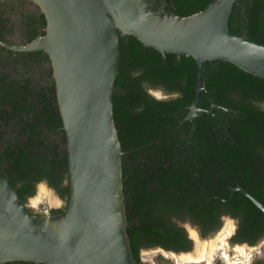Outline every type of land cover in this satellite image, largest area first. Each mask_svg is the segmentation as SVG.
<instances>
[{
  "label": "trees",
  "instance_id": "trees-1",
  "mask_svg": "<svg viewBox=\"0 0 264 264\" xmlns=\"http://www.w3.org/2000/svg\"><path fill=\"white\" fill-rule=\"evenodd\" d=\"M162 1L167 11L189 17L214 0ZM250 6L238 23L247 24L251 42L264 46V0H253ZM241 25L236 27L232 15L231 33L242 35ZM197 74L191 56L168 53L164 58L134 36L120 37L113 108L122 150L127 152L122 157L123 191L136 264H148L141 258L144 249L190 251L193 241L182 226L186 221L207 237L229 216L238 226L234 243L255 245L264 238V213L241 192L231 198V188L242 187L264 204V80L230 62L208 63L202 104L206 112L197 118L188 143L192 124L183 120L196 98ZM152 90H160L163 97ZM34 98L24 114L18 110L24 135L0 161L25 203L41 182L68 203L67 137L57 96L46 102L50 109ZM44 130L58 138L44 137ZM66 206L52 213H62Z\"/></svg>",
  "mask_w": 264,
  "mask_h": 264
},
{
  "label": "water",
  "instance_id": "water-1",
  "mask_svg": "<svg viewBox=\"0 0 264 264\" xmlns=\"http://www.w3.org/2000/svg\"><path fill=\"white\" fill-rule=\"evenodd\" d=\"M36 1L45 12L47 34L26 50L52 58L70 193L62 213L39 215L21 200L0 161V264H136L123 191L127 152L113 108L120 37L134 36L164 58L169 53L196 60V98L183 120L192 124L188 143L206 112L207 64L230 62L264 80V46L251 42L247 30L230 31L236 8L247 10L242 0H214L189 17L167 11L166 2L155 8L158 0ZM231 191V198L241 192L264 213V204L247 190Z\"/></svg>",
  "mask_w": 264,
  "mask_h": 264
},
{
  "label": "flooded vegetation",
  "instance_id": "flooded-vegetation-1",
  "mask_svg": "<svg viewBox=\"0 0 264 264\" xmlns=\"http://www.w3.org/2000/svg\"><path fill=\"white\" fill-rule=\"evenodd\" d=\"M163 3L164 1H159L155 8L162 7ZM242 3L247 9L251 7V0H242ZM242 13L241 7L236 8L237 28L245 16ZM246 26L247 24L241 25V33L246 30ZM47 27L45 12L36 0H0V158L24 135L25 122L19 116L18 110L24 114V108L35 100L34 96L38 101H44V106L50 109L46 102L52 101L55 94L57 96L51 56L41 50H26L35 41L46 36ZM6 98L10 102L5 101ZM43 136L58 138L46 130ZM237 229L238 226L234 236ZM198 231L200 232V229Z\"/></svg>",
  "mask_w": 264,
  "mask_h": 264
},
{
  "label": "rangeland",
  "instance_id": "rangeland-1",
  "mask_svg": "<svg viewBox=\"0 0 264 264\" xmlns=\"http://www.w3.org/2000/svg\"><path fill=\"white\" fill-rule=\"evenodd\" d=\"M151 93L154 96L163 97L162 92L151 91ZM42 188H45L48 193L40 198ZM50 195L55 198L57 204H52ZM27 204L35 213L44 215L53 210L63 209L67 201L46 182H41L37 185L35 195L28 199ZM182 226L193 241L192 249L188 253L174 254L162 248L144 249L141 252L142 261L148 264H256L258 261L264 262V238L256 245L233 244L232 238L237 223L230 217H224L220 229L207 237H203L198 231L199 227L189 221L182 223ZM197 240L207 245V248L200 252L203 258L188 261V254H193L197 250Z\"/></svg>",
  "mask_w": 264,
  "mask_h": 264
},
{
  "label": "bare ground",
  "instance_id": "bare-ground-1",
  "mask_svg": "<svg viewBox=\"0 0 264 264\" xmlns=\"http://www.w3.org/2000/svg\"><path fill=\"white\" fill-rule=\"evenodd\" d=\"M48 192L45 188H42V193H41V196L40 198H42L43 195H46ZM51 196V195H50ZM51 200H52V204H57V201L55 200V198L53 196H51ZM40 201V200H39ZM226 231V230H225ZM229 232V230L227 231ZM225 233V232H224ZM198 244H197V250L195 251V253L193 254H188L187 256V260L188 261H192V260H199L203 258V256L201 255V251L205 248H207V245L206 244H203L202 242L198 241ZM209 249V248H208ZM207 250V249H206ZM210 252V251H209ZM212 252V251H211ZM208 254V252H207Z\"/></svg>",
  "mask_w": 264,
  "mask_h": 264
}]
</instances>
